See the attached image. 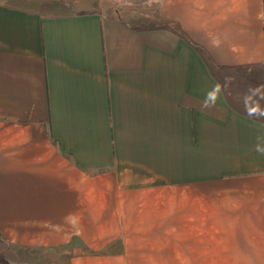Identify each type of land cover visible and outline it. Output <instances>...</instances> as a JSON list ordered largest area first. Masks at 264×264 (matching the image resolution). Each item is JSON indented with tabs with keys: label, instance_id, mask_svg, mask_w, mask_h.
Returning a JSON list of instances; mask_svg holds the SVG:
<instances>
[{
	"label": "crops",
	"instance_id": "1",
	"mask_svg": "<svg viewBox=\"0 0 264 264\" xmlns=\"http://www.w3.org/2000/svg\"><path fill=\"white\" fill-rule=\"evenodd\" d=\"M106 2L0 0V264H264V0Z\"/></svg>",
	"mask_w": 264,
	"mask_h": 264
},
{
	"label": "rangeland",
	"instance_id": "2",
	"mask_svg": "<svg viewBox=\"0 0 264 264\" xmlns=\"http://www.w3.org/2000/svg\"><path fill=\"white\" fill-rule=\"evenodd\" d=\"M107 7L110 6L112 9H121L125 15V17L128 16H134V17H144V20L147 22H151V18L155 16L156 12V0H107L106 2ZM127 14V15H126ZM213 188H218L216 185L213 186ZM139 206L138 203H133L132 208H140V207H135ZM198 206V215L196 217L197 225H202V226H216L219 227L222 225L223 219L221 217H214V218H204L203 217V210H204V204L202 203H197ZM188 219L185 220L187 222ZM183 224V222H182ZM200 230V229H199ZM227 234H206V233H198L197 234V241H196V248H197V257L198 261L204 262V257L205 255V250L206 248H209L211 246H214V252H213V258L214 261H221L226 259H223L226 257L227 251H222L220 250L222 246L225 245L227 242ZM224 241H221V238ZM250 237V236H249ZM226 239V242H225ZM224 243V244H222ZM194 245V244H193ZM194 251V249L192 250ZM195 252V251H194ZM223 257V258H219ZM207 257H209L207 255ZM232 257L236 258L235 254H232ZM219 258V259H218Z\"/></svg>",
	"mask_w": 264,
	"mask_h": 264
},
{
	"label": "clouds",
	"instance_id": "3",
	"mask_svg": "<svg viewBox=\"0 0 264 264\" xmlns=\"http://www.w3.org/2000/svg\"><path fill=\"white\" fill-rule=\"evenodd\" d=\"M220 91V86L217 85L215 89H213L211 92H209L206 96V99L204 101V107H209L214 105L216 99H217V94ZM246 111L249 113V115H252L256 118H264V108H261L259 106L254 107L252 109H248L246 107ZM256 151L262 155H264V147L257 146Z\"/></svg>",
	"mask_w": 264,
	"mask_h": 264
}]
</instances>
